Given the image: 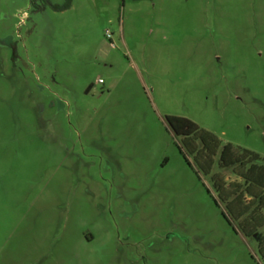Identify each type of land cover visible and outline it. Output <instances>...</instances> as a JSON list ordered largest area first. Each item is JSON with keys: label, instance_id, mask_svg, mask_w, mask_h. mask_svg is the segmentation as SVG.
<instances>
[{"label": "rangeland", "instance_id": "rangeland-1", "mask_svg": "<svg viewBox=\"0 0 264 264\" xmlns=\"http://www.w3.org/2000/svg\"><path fill=\"white\" fill-rule=\"evenodd\" d=\"M64 2L0 0V264H263L164 117L264 166V0Z\"/></svg>", "mask_w": 264, "mask_h": 264}, {"label": "trees", "instance_id": "trees-1", "mask_svg": "<svg viewBox=\"0 0 264 264\" xmlns=\"http://www.w3.org/2000/svg\"><path fill=\"white\" fill-rule=\"evenodd\" d=\"M45 2V0H42ZM69 0H65L62 7L68 5ZM53 9L57 6L51 5ZM88 86L85 88L87 90ZM164 122L174 136L180 138V144L175 145L177 152L184 162L187 161L183 152L192 155V159L197 162V166L204 173H208L211 158L216 153L215 163L217 167L232 166L241 164L239 154H244L249 161L248 167L241 173L235 172L241 178V183L235 181L224 182L218 172L211 173L209 179L214 189L222 199L226 201L229 211L233 216L239 218L241 230L245 235H252L256 240L258 253L264 264V235L258 234L255 229L264 224V166L254 164L257 156L245 150L236 152L228 143L220 144L217 138L206 130L197 127L188 119L176 116H165ZM197 140L195 146L192 140Z\"/></svg>", "mask_w": 264, "mask_h": 264}, {"label": "built area", "instance_id": "built-area-1", "mask_svg": "<svg viewBox=\"0 0 264 264\" xmlns=\"http://www.w3.org/2000/svg\"><path fill=\"white\" fill-rule=\"evenodd\" d=\"M104 36L107 37L108 36V33L105 31L104 32ZM97 82H99V80H97Z\"/></svg>", "mask_w": 264, "mask_h": 264}]
</instances>
